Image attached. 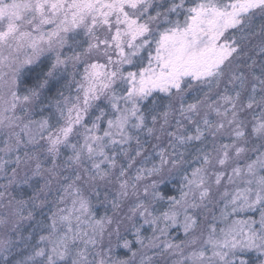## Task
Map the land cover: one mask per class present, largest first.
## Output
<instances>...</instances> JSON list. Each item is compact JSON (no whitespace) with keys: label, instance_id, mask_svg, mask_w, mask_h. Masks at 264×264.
<instances>
[{"label":"snow or ice","instance_id":"obj_1","mask_svg":"<svg viewBox=\"0 0 264 264\" xmlns=\"http://www.w3.org/2000/svg\"><path fill=\"white\" fill-rule=\"evenodd\" d=\"M0 264H264V0H0Z\"/></svg>","mask_w":264,"mask_h":264}]
</instances>
